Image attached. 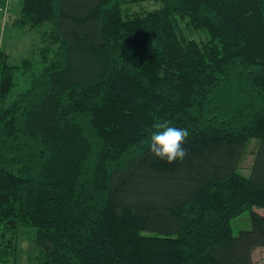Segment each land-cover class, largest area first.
I'll return each instance as SVG.
<instances>
[{"label":"trees","instance_id":"1","mask_svg":"<svg viewBox=\"0 0 264 264\" xmlns=\"http://www.w3.org/2000/svg\"><path fill=\"white\" fill-rule=\"evenodd\" d=\"M19 5L38 42L17 63L0 48V263L34 229L31 264H255L264 0ZM165 120L189 132L183 162L145 142Z\"/></svg>","mask_w":264,"mask_h":264},{"label":"rangeland","instance_id":"2","mask_svg":"<svg viewBox=\"0 0 264 264\" xmlns=\"http://www.w3.org/2000/svg\"><path fill=\"white\" fill-rule=\"evenodd\" d=\"M2 1V0H1ZM2 6V4H1ZM0 6V48L9 53L10 62L17 63L25 56L32 44L38 42V36L34 32H27L23 29L17 28L13 25V20L19 15V0H10V6L7 12ZM143 6L147 10H154L159 4L152 1H145L143 5L135 6L137 11H140V7ZM4 52V53H6ZM192 144V143H190ZM197 146L196 144H192ZM251 161V156L246 159L244 163V171L247 173L246 167ZM260 214H264V208H254ZM252 227L250 220V211H246L240 216H237L232 220L233 234L238 235L241 230L250 229ZM28 232V235H27ZM34 229H28L26 234L20 239V248L17 259L11 262L0 264H31L34 261V257L39 251V241L34 237ZM253 260L255 264H264V248L259 247L253 252Z\"/></svg>","mask_w":264,"mask_h":264},{"label":"clouds","instance_id":"3","mask_svg":"<svg viewBox=\"0 0 264 264\" xmlns=\"http://www.w3.org/2000/svg\"><path fill=\"white\" fill-rule=\"evenodd\" d=\"M152 127L154 130L150 134V142L145 141L150 152L169 164L183 162L188 155L184 147L189 135L188 130L171 126V122L167 120L157 121Z\"/></svg>","mask_w":264,"mask_h":264},{"label":"built area","instance_id":"4","mask_svg":"<svg viewBox=\"0 0 264 264\" xmlns=\"http://www.w3.org/2000/svg\"><path fill=\"white\" fill-rule=\"evenodd\" d=\"M2 8L7 11V9L9 8V4H10V0H2Z\"/></svg>","mask_w":264,"mask_h":264},{"label":"crops","instance_id":"5","mask_svg":"<svg viewBox=\"0 0 264 264\" xmlns=\"http://www.w3.org/2000/svg\"><path fill=\"white\" fill-rule=\"evenodd\" d=\"M0 2H1V0H0Z\"/></svg>","mask_w":264,"mask_h":264}]
</instances>
